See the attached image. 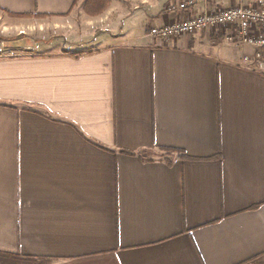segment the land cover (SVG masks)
Segmentation results:
<instances>
[{
	"label": "crops",
	"instance_id": "1",
	"mask_svg": "<svg viewBox=\"0 0 264 264\" xmlns=\"http://www.w3.org/2000/svg\"><path fill=\"white\" fill-rule=\"evenodd\" d=\"M91 1L0 0L8 24L50 25L68 45L0 55V251L51 264L262 257L264 56L231 25L150 30L264 0H109L89 14Z\"/></svg>",
	"mask_w": 264,
	"mask_h": 264
},
{
	"label": "built area",
	"instance_id": "2",
	"mask_svg": "<svg viewBox=\"0 0 264 264\" xmlns=\"http://www.w3.org/2000/svg\"><path fill=\"white\" fill-rule=\"evenodd\" d=\"M197 1L199 0L171 3L168 9L187 8ZM230 25L237 27V37L240 41L254 47L253 57L257 60L261 59L264 56V5L240 4L215 11H205L191 18L153 27L150 35L168 39L181 34H193L209 28ZM245 58L249 59L248 56Z\"/></svg>",
	"mask_w": 264,
	"mask_h": 264
},
{
	"label": "rangeland",
	"instance_id": "3",
	"mask_svg": "<svg viewBox=\"0 0 264 264\" xmlns=\"http://www.w3.org/2000/svg\"><path fill=\"white\" fill-rule=\"evenodd\" d=\"M96 2H94L93 5H95ZM50 30V25L44 26L41 29L37 25H24L22 27L18 24H8L0 18V55L6 56L9 54L25 53L29 51L31 46H35V42L43 45V47L47 49L58 48L62 43H64L65 47L68 46L67 42L61 38V36L56 35V37H53ZM227 32L231 34L233 38L232 42L236 41L243 43L237 37V27L235 25L232 29L226 31V33ZM51 263L52 261L49 260L45 264ZM251 264H264V255Z\"/></svg>",
	"mask_w": 264,
	"mask_h": 264
},
{
	"label": "trees",
	"instance_id": "4",
	"mask_svg": "<svg viewBox=\"0 0 264 264\" xmlns=\"http://www.w3.org/2000/svg\"><path fill=\"white\" fill-rule=\"evenodd\" d=\"M98 1V2H96ZM95 5H93V3ZM86 4L85 9L89 14H99L105 10L109 0H92ZM29 15V14H24ZM49 261L46 258H35L29 256H21L16 253L0 251V264H45Z\"/></svg>",
	"mask_w": 264,
	"mask_h": 264
}]
</instances>
